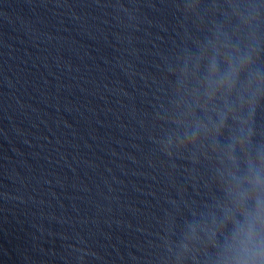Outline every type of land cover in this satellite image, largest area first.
Masks as SVG:
<instances>
[{
	"label": "water",
	"instance_id": "water-1",
	"mask_svg": "<svg viewBox=\"0 0 264 264\" xmlns=\"http://www.w3.org/2000/svg\"><path fill=\"white\" fill-rule=\"evenodd\" d=\"M220 30L264 68V0H0V264H211L203 231L180 237L222 215L230 165L213 132L161 142L180 67ZM249 107L221 145L264 143V93Z\"/></svg>",
	"mask_w": 264,
	"mask_h": 264
},
{
	"label": "clouds",
	"instance_id": "clouds-1",
	"mask_svg": "<svg viewBox=\"0 0 264 264\" xmlns=\"http://www.w3.org/2000/svg\"><path fill=\"white\" fill-rule=\"evenodd\" d=\"M207 43L211 50L192 54L176 75L173 123L182 131L175 141L168 136L161 148L171 155L175 142L196 147L202 133L213 132L214 146L222 148L230 165L220 173L228 202L220 206L222 215L213 217L212 227L189 222L180 247L190 251L203 231L216 250L209 257L211 264H264V143L253 145L251 134L229 137L223 145L219 140L237 102L248 100L250 117L255 118L256 103L264 93V68L254 49L242 50L227 31L220 30ZM209 113H215V119Z\"/></svg>",
	"mask_w": 264,
	"mask_h": 264
}]
</instances>
